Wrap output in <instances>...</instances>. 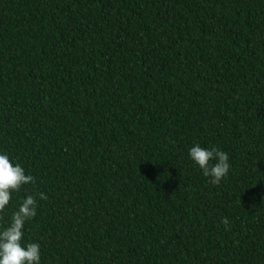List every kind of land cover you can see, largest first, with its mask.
Returning a JSON list of instances; mask_svg holds the SVG:
<instances>
[{
	"label": "trees",
	"instance_id": "1",
	"mask_svg": "<svg viewBox=\"0 0 264 264\" xmlns=\"http://www.w3.org/2000/svg\"><path fill=\"white\" fill-rule=\"evenodd\" d=\"M0 154L40 264H264V0H0Z\"/></svg>",
	"mask_w": 264,
	"mask_h": 264
},
{
	"label": "clouds",
	"instance_id": "2",
	"mask_svg": "<svg viewBox=\"0 0 264 264\" xmlns=\"http://www.w3.org/2000/svg\"><path fill=\"white\" fill-rule=\"evenodd\" d=\"M189 157L213 185H218L228 174L229 157L218 148L206 149L195 144L189 149ZM30 183H35L32 175L26 174L19 163L13 164L8 155L0 154V212H4L13 192ZM37 196L40 200L48 198L41 192L27 195L13 212L9 225L0 231V264H40L39 244H22L24 224L36 215ZM221 223L227 226L228 218H222Z\"/></svg>",
	"mask_w": 264,
	"mask_h": 264
}]
</instances>
